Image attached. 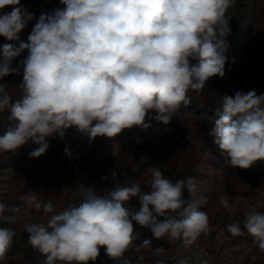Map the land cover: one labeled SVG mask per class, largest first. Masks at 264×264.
Wrapping results in <instances>:
<instances>
[{
    "label": "clouds",
    "instance_id": "clouds-1",
    "mask_svg": "<svg viewBox=\"0 0 264 264\" xmlns=\"http://www.w3.org/2000/svg\"><path fill=\"white\" fill-rule=\"evenodd\" d=\"M63 8L41 14L27 42L18 48L0 46V77L17 72L20 61L22 98L12 101L0 85V112H10L16 126L0 136V151L15 152L29 142L38 145L28 153L39 158L49 147L48 139L75 126L90 140L115 137L133 126L147 128L146 116L168 124L190 90L201 91L211 77L225 74L231 33L227 10L233 0H60ZM11 6V11H4ZM35 19L21 0H0V37L18 39ZM215 137L225 163L249 169L264 161V94L255 90L224 96L214 113ZM65 154L72 153L65 148ZM115 177L116 174L113 173ZM144 191L139 183H114L106 195L95 187H81L78 204L56 212L53 203L36 192L24 194V211L42 213L37 221L23 223L28 243L46 257L45 264H89L103 247L111 258H122L140 235L134 225L150 230L156 239L180 241L188 248L210 224L197 197L192 178L173 183L159 169L152 172ZM191 199H184V190ZM132 198L140 207L126 206ZM220 204L233 213L228 197ZM0 224L23 219L22 208L4 215ZM243 219L225 228L233 237L245 234L264 252V212L243 210ZM162 218V219H161ZM16 232L0 227V261L13 244ZM142 247L151 248L149 240ZM156 255L162 248L153 249ZM142 260L143 257H140ZM124 264L131 261L124 260ZM156 264H164L158 260Z\"/></svg>",
    "mask_w": 264,
    "mask_h": 264
},
{
    "label": "rangeland",
    "instance_id": "rangeland-1",
    "mask_svg": "<svg viewBox=\"0 0 264 264\" xmlns=\"http://www.w3.org/2000/svg\"><path fill=\"white\" fill-rule=\"evenodd\" d=\"M21 4L35 19L18 34V39L0 37V46L18 48L21 41L27 42L42 13L65 7L60 0H21ZM11 10L9 6L4 11ZM226 15L231 33L227 37L230 48L224 76L211 77L199 92L190 90V104H182L168 124L152 119L154 113H150L145 121L149 127L133 126L112 138L98 136L90 140L75 126L70 127L63 138L58 134L50 137L47 151L39 158H29L28 153L38 147L31 142L15 152L0 151V203L6 206L4 215H13L11 209L21 207L23 216L15 224H0L16 232L0 264H45L46 257L32 249L23 229V223L39 220L42 213L25 212L22 195L36 192L60 212L78 204L82 186H94L101 196L110 192L114 183H139L147 191L155 169L173 183L189 177L196 182L197 197L207 198L200 210L208 215L209 232L185 248L180 241L158 240L150 230L134 225L140 235L122 258L109 257L101 247L96 261L89 264H124V260L131 264H156L158 260L164 264H264V252L246 230L244 235L233 237L225 228L228 223L242 220L243 210L264 212V161H256L249 169L228 166L211 134L215 110L224 96L251 90L264 94V0H233ZM27 54L25 50L13 59L15 74L0 77V85L6 86L13 102L22 98L20 61ZM9 116L7 109L0 112V136L16 126ZM65 148L71 156L65 154ZM222 195L228 197L233 213L221 206ZM183 198L191 199L186 189ZM126 206L138 210L140 204L132 198ZM145 240L151 242V248L141 246ZM158 247L163 251L156 255L153 249Z\"/></svg>",
    "mask_w": 264,
    "mask_h": 264
}]
</instances>
